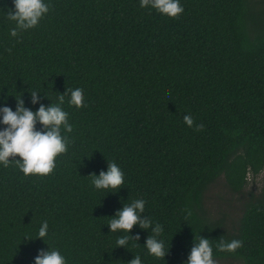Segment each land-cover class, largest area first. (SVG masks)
Instances as JSON below:
<instances>
[{
	"label": "trees",
	"instance_id": "obj_1",
	"mask_svg": "<svg viewBox=\"0 0 264 264\" xmlns=\"http://www.w3.org/2000/svg\"><path fill=\"white\" fill-rule=\"evenodd\" d=\"M181 3L184 11L169 18L139 0H50L49 13L17 37L0 15V107L15 110L14 96H22L35 111L74 87L85 97L76 108L65 96L73 129L52 173L0 166V264H34L48 244L68 264H127L136 254L144 264H184L199 236L211 240L215 260L264 264V191L245 204L234 230L206 202L221 178L240 193L264 169V6ZM11 7L0 0L5 13ZM33 90L41 93L36 104ZM113 161L124 184L115 193L96 189L90 175ZM136 198L163 225L164 258L148 254L151 230L136 225L139 244L116 245L107 224ZM43 220L45 241L36 238ZM233 238L243 241L236 252L218 251Z\"/></svg>",
	"mask_w": 264,
	"mask_h": 264
},
{
	"label": "clouds",
	"instance_id": "obj_2",
	"mask_svg": "<svg viewBox=\"0 0 264 264\" xmlns=\"http://www.w3.org/2000/svg\"><path fill=\"white\" fill-rule=\"evenodd\" d=\"M142 8L155 9L161 15L169 18L178 17L183 11L181 0H139ZM50 0H12V7L5 13L0 9V15L14 22L9 28V35L17 37L20 32L36 27L41 19L50 11ZM40 92H31V102H38ZM65 96L70 106L81 108L85 106L84 90L81 87L66 88L63 94H59L55 103L48 106L40 104L33 111L24 105L22 96L15 97L16 108L6 103L0 107V166L9 167L12 164L25 175H48L56 167L57 157L68 150V137L66 133L73 129L69 122V112L63 107ZM183 120L189 127L194 125L191 114H184ZM37 124L40 127H37ZM197 129L203 128V124H195ZM10 157L12 159H10ZM18 157V158H17ZM92 177V185L96 189H113L117 192L125 182V173L115 162H108L107 170H101L98 175ZM146 201L136 198L130 203L123 204L108 222L110 232L117 233V247L126 245L129 240L139 244V234L132 236L130 230L134 225L151 230V235L146 237L144 248L149 255L160 258L165 257L170 246L161 238L164 231L163 225L154 222L150 217L143 215ZM49 234V224L43 220L37 229L36 238L45 241ZM243 241L233 238L229 241L221 240L218 251L229 253L236 252ZM34 264H68L67 257L57 247L39 249L34 257ZM127 264H144L140 254L133 255ZM184 264H216L211 240L202 236L194 238L190 254Z\"/></svg>",
	"mask_w": 264,
	"mask_h": 264
},
{
	"label": "rangeland",
	"instance_id": "obj_3",
	"mask_svg": "<svg viewBox=\"0 0 264 264\" xmlns=\"http://www.w3.org/2000/svg\"><path fill=\"white\" fill-rule=\"evenodd\" d=\"M264 6V0H255ZM264 191V169L257 175L249 174L248 182L240 193H233L221 178L207 193V206L215 217L224 216L229 230H234L245 209V204ZM216 264H244L237 259H220Z\"/></svg>",
	"mask_w": 264,
	"mask_h": 264
}]
</instances>
